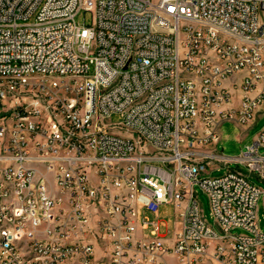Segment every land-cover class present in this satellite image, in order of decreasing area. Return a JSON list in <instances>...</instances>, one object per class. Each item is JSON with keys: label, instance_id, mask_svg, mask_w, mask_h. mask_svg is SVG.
Instances as JSON below:
<instances>
[{"label": "built area", "instance_id": "1", "mask_svg": "<svg viewBox=\"0 0 264 264\" xmlns=\"http://www.w3.org/2000/svg\"><path fill=\"white\" fill-rule=\"evenodd\" d=\"M263 100L264 0H0V264H264Z\"/></svg>", "mask_w": 264, "mask_h": 264}, {"label": "rangeland", "instance_id": "2", "mask_svg": "<svg viewBox=\"0 0 264 264\" xmlns=\"http://www.w3.org/2000/svg\"><path fill=\"white\" fill-rule=\"evenodd\" d=\"M79 22H83V16L79 18ZM236 102L239 99V94L235 96ZM119 115H113L111 118L112 123L120 122ZM264 129V100L259 108L255 111L252 120L247 124H236L233 121H226L220 128V139L217 144L211 146L216 148V151L225 157L236 158L244 152L250 144H252L260 132ZM260 153L264 154V147L260 149ZM229 168L238 169L239 171L247 174L245 168L239 164L232 162L228 165ZM227 171V166L214 163L209 169L208 176L217 178L223 176ZM251 181L259 186L264 191V181L259 180L255 176L251 177ZM199 201L202 205L205 218L210 225H215V219L211 214V207L207 194L203 190H199ZM174 205L168 204L163 206L159 212L160 232L166 233L175 231V217ZM157 215L151 214V219H156ZM258 221L260 228L264 230V195L258 201ZM240 229L234 230L233 233H242Z\"/></svg>", "mask_w": 264, "mask_h": 264}]
</instances>
